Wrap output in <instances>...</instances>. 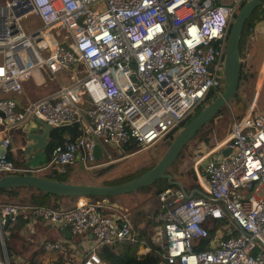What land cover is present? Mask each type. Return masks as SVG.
Listing matches in <instances>:
<instances>
[{
	"label": "built area",
	"instance_id": "2783aa9c",
	"mask_svg": "<svg viewBox=\"0 0 264 264\" xmlns=\"http://www.w3.org/2000/svg\"><path fill=\"white\" fill-rule=\"evenodd\" d=\"M242 1L0 0V174L64 168L78 152L91 170L105 164L95 163L93 139L110 160L108 146L144 149L176 131L211 90L220 91L227 27ZM28 80L57 88L26 103L5 96ZM253 112L235 118L230 135L193 162L204 195L186 198L178 187L156 194L157 264H264V111ZM34 118L54 127L79 123L82 135L48 151L43 165L18 167L5 152L6 131ZM222 148L227 153L217 154ZM107 206L84 196L68 208L0 203V264H10L5 232L21 220L62 221L72 234L90 232L99 248L138 242L129 212L111 215ZM217 219L224 222L210 233L207 224ZM50 264L102 260L93 248Z\"/></svg>",
	"mask_w": 264,
	"mask_h": 264
},
{
	"label": "water",
	"instance_id": "95a60500",
	"mask_svg": "<svg viewBox=\"0 0 264 264\" xmlns=\"http://www.w3.org/2000/svg\"><path fill=\"white\" fill-rule=\"evenodd\" d=\"M261 0H246L237 10L231 21L227 42L225 46L223 61L219 70L220 91L203 106L196 109L186 121L178 128L170 138L159 143L158 149L162 155L158 162L150 169L139 176L125 182L117 184L68 182L64 180L47 177L42 172H15L0 174V189L3 188H33L35 190L67 196H93V197H115L131 193L153 184L159 179H165L170 186H177L185 193L186 198H191L194 194L204 195L202 190L194 188L186 192L183 184L176 179H172V174L168 172L186 144L233 98L237 96L241 80L242 59L240 54V39L245 22L259 6ZM256 28L264 27V19L257 22ZM211 70V66L209 67ZM0 117H3L0 111ZM25 141L28 142L23 147V152L27 155V160L23 167H39L48 158L49 135L54 130V126L34 118L24 125ZM93 158H102V148L97 140L93 139ZM2 152L5 149L2 148ZM227 153L225 150L224 154ZM81 153L78 152L74 159L77 167L75 172H83L86 169L80 160ZM60 173H66L65 168L56 166ZM88 170V169H87ZM92 170V169H91ZM213 199V198H212ZM29 204H33L30 200ZM114 210H120L115 204H107ZM65 208V207H63ZM68 208V207H66ZM110 217L109 215H107ZM48 226H55L66 239L72 238L69 226L62 222L50 219L46 221ZM7 224L3 225L6 228ZM6 245V243H5ZM13 256L10 257V260Z\"/></svg>",
	"mask_w": 264,
	"mask_h": 264
},
{
	"label": "rangeland",
	"instance_id": "374dc122",
	"mask_svg": "<svg viewBox=\"0 0 264 264\" xmlns=\"http://www.w3.org/2000/svg\"><path fill=\"white\" fill-rule=\"evenodd\" d=\"M34 24L33 18L24 20L22 25L26 31L32 29ZM58 32H63L61 28H58ZM256 40H248L240 45V54L242 59V65H249V76L247 78L241 77L237 96L230 100L222 109L219 111L183 148L181 153L178 155L174 163L168 169V172L172 174V178L179 180L185 188L190 186V174L192 170L193 162L202 155L203 152L214 147V145L222 140L228 133V130L235 118H239L243 113L253 110V114L256 115L259 112L264 111V72L262 68V80L260 81V68L262 60L264 58V31L256 29ZM64 75V74H62ZM62 77V76H61ZM54 85V84H52ZM195 112V111H194ZM193 112V113H194ZM192 113V114H193ZM180 128V127H179ZM166 138H170L169 136ZM166 138L159 140L154 145L144 148L136 149L132 152L123 153L122 149L111 148L108 146L107 149L110 151L112 159H107L105 156L101 159L95 160V163L105 162L104 165L99 166L92 170L84 169L83 172L76 173V166L71 164L69 168H66V174L63 178L68 182H85V183H98L104 184L111 183L116 180L132 179L134 176H138L146 170L152 168L160 159L162 153L158 149L159 143ZM224 140V139H223ZM118 149V150H117ZM67 165V166H68ZM49 169L42 171L44 175H50ZM33 193L31 188H21L18 191L16 197H9L2 195L0 203H23L29 204V196ZM122 196V195H119ZM123 196L129 197V217L132 222L137 226L136 220L138 216L136 213L143 211L147 215H152L157 210L159 204L154 195L147 194L142 190H137L131 193H127ZM76 198V197H75ZM73 198V199H75ZM87 200L93 201L86 197ZM115 197H112L110 201H113ZM98 199V198H95ZM116 199V198H115ZM146 199L144 202L141 201ZM134 201V202H133ZM141 201V202H140ZM135 203V204H134ZM144 203V205H142ZM134 206V207H133ZM61 207V206H60ZM69 207V206H63ZM62 207V208H63ZM135 208V209H134ZM103 211L106 208H102ZM143 224V223H141ZM6 242L8 245L15 247L13 244L19 242V232L15 230H6ZM50 237V236H49ZM25 252V248H24ZM23 252V253H24ZM26 255V254H25ZM11 261V260H10ZM13 264H18L13 262Z\"/></svg>",
	"mask_w": 264,
	"mask_h": 264
},
{
	"label": "crops",
	"instance_id": "0c3cea01",
	"mask_svg": "<svg viewBox=\"0 0 264 264\" xmlns=\"http://www.w3.org/2000/svg\"><path fill=\"white\" fill-rule=\"evenodd\" d=\"M259 28L264 31V27H258V28L255 27V29L253 30V38H252L253 40H256V37H255L256 29H259ZM262 68H264V58L262 60L261 68L259 70L261 72L260 78L258 80L260 81L259 83H261L262 76H263ZM263 72H264V69H263ZM62 76L64 78L68 77L67 74H64ZM55 87L57 88V85H51V84L41 85L38 82L28 80L24 83L21 90L12 92L5 96H10V97H13L19 100L22 103H26L27 101H31L38 97L47 95L53 89H55ZM0 96H3V95L0 93ZM23 126L17 127V128H11L10 130L6 131V134L10 137L11 144H10V147L5 152L7 156L18 167H23L25 160H27V155L23 152V147L26 146L28 142L25 141V132H24ZM2 128H4V125L0 124V129ZM231 131L232 129L230 126L228 133L226 135H222V136H225L223 139L227 138L230 135ZM0 136H1V133H0ZM64 137L66 140L68 139L67 135H65ZM50 139H51V133L49 135V141ZM221 141L219 140L214 145V147L219 146ZM112 147L115 148V146H111V148ZM120 149L121 148H119V150ZM225 150L226 149L222 148L221 150L217 151V154L219 153L224 154ZM194 188H197V187H194ZM123 195L115 196L116 199L114 198L113 201L104 200L103 203L106 205L109 203L115 204V206H118L119 208H121L120 209L121 211L129 212V208L133 204L130 205L129 197L123 196ZM76 199L77 198L75 199L63 198L62 204L60 206L70 207L75 203ZM145 200L146 199H143L141 201L144 202ZM142 205H144V203ZM106 209L108 211L106 212V210H104V213H110L111 215H115L117 212L116 210L109 208L108 206ZM137 210L139 211L136 213V216H138L137 217L138 220H136L137 226L135 225L134 222H132V224L136 230V238L138 242H132V243L138 244L137 254L140 255V254H144L148 252L149 249L147 245H149L148 243L150 242L151 239L155 238V232H154V223L152 221L153 214L146 216L143 213V211H140L139 209ZM21 221H22V226H18V227L10 229V230L16 229L19 232L18 235L20 239L18 243L13 244L15 247H12L10 245L14 249V253L10 256V257L13 256V259H12L14 260L13 262H17L18 264H50V263H56V262H63L67 259L78 258L79 256H83L89 250L93 248H95V250L98 253L99 247L96 246V238L90 232L85 233V234H72L71 239H66L63 237V235L60 233L57 227L48 226L46 224V221H43L40 219L39 220H21ZM141 240H143V243L140 242ZM47 241L60 242L62 244V248L48 251L44 247L45 242ZM24 248H25V252H24ZM102 264H107V263L102 260Z\"/></svg>",
	"mask_w": 264,
	"mask_h": 264
},
{
	"label": "trees",
	"instance_id": "16d2710c",
	"mask_svg": "<svg viewBox=\"0 0 264 264\" xmlns=\"http://www.w3.org/2000/svg\"><path fill=\"white\" fill-rule=\"evenodd\" d=\"M246 0H243L239 7L245 2ZM238 7V9H239ZM237 9V10H238ZM237 12V11H236ZM235 12V14H236ZM235 16V15H234ZM264 19V0H261L259 6L253 11L252 15L249 17V19L245 22L243 31L241 34V39H240V45L244 44L245 41L252 40V38L249 37L250 33L253 32L255 29V25L257 22L260 20ZM231 26V21L228 24L227 27V37L229 33V29ZM227 37H226V42H227ZM244 65V64H243ZM242 65L241 69V77L247 78L249 74V65L246 64V66ZM250 73V72H249ZM64 82H68V78H63ZM217 94V91L211 90L205 100L198 105L197 109L201 108L205 102L208 100L212 99L215 95ZM221 111V110H220ZM175 133V131L171 132L168 134L169 137H172V135ZM65 135L68 136V139H65ZM82 135V130L80 128L79 123H71L68 125H63L59 127H55L54 130L51 132V139L49 141V148L48 150L50 151L52 148H54L57 145H63L67 141H74L77 137ZM167 136V137H168ZM121 149L123 153H128L132 152L138 147L134 143H127L123 144L121 146ZM74 163H72L71 166H73ZM66 168H69L70 165H66ZM190 174V186L189 188H185L187 192H189L192 188L197 187L201 188L200 185L197 182L196 175L193 170L189 172ZM67 175L66 173H60L58 170L53 169L50 173V175H46L47 177H52L55 179L59 180H64L66 181L63 177ZM139 176V175H138ZM137 176L132 177L135 178ZM131 179V178H130ZM173 179V178H172ZM129 179H124V180H116L115 182L112 181L111 183L108 184H117L121 182L128 181ZM167 187H177V186H170L165 179H159L153 184H150L146 187L140 188L139 190H142L143 192H146L147 194H153L154 197H156V194L163 189ZM21 189V187H16V188H3L0 189V198L2 195H7L9 197H16L18 195V191ZM33 189V188H31ZM78 198L80 196H67V195H58V194H51L39 190L33 189V193L29 196L31 202L35 205H42V206H60L62 204L63 198ZM88 197L90 199H94L93 201L103 203L104 200H110L112 197H93V196H84ZM98 198V199H95ZM224 220H213L210 221V223L207 224L208 230L210 233L214 232V229L218 226H220ZM10 230V229H8ZM5 243H6V250L9 256H11L14 253V249L8 245L6 242V237H5ZM149 247L150 250L144 254H137V243H132L130 241H121V242H116L114 244L110 245H105L101 246L98 249V255L100 258L105 261L107 264H157L158 261L160 260V255H159V246L154 244L153 242H149ZM206 245V241H202L199 245H196V248H201ZM14 260L10 261V264H13Z\"/></svg>",
	"mask_w": 264,
	"mask_h": 264
}]
</instances>
